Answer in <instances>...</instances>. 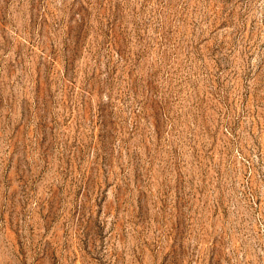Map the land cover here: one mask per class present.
Masks as SVG:
<instances>
[{
  "label": "rangeland",
  "instance_id": "obj_1",
  "mask_svg": "<svg viewBox=\"0 0 264 264\" xmlns=\"http://www.w3.org/2000/svg\"><path fill=\"white\" fill-rule=\"evenodd\" d=\"M0 264H264V0H0Z\"/></svg>",
  "mask_w": 264,
  "mask_h": 264
}]
</instances>
